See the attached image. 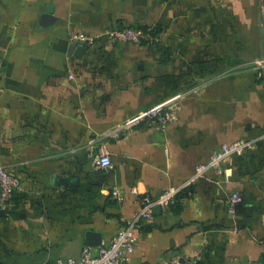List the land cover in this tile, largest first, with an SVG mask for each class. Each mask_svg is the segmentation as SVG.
Wrapping results in <instances>:
<instances>
[{
	"label": "crops",
	"instance_id": "0c3cea01",
	"mask_svg": "<svg viewBox=\"0 0 264 264\" xmlns=\"http://www.w3.org/2000/svg\"><path fill=\"white\" fill-rule=\"evenodd\" d=\"M126 27L158 33L140 44L103 35ZM74 32L95 43L79 53ZM260 59L264 0H0V166L21 182L0 216V264L78 261L89 234L107 243L143 196L170 187L182 190L137 229L129 264H264ZM183 92L165 128L115 132ZM240 139L257 143L192 180ZM101 147L107 171L93 166Z\"/></svg>",
	"mask_w": 264,
	"mask_h": 264
},
{
	"label": "built area",
	"instance_id": "2783aa9c",
	"mask_svg": "<svg viewBox=\"0 0 264 264\" xmlns=\"http://www.w3.org/2000/svg\"><path fill=\"white\" fill-rule=\"evenodd\" d=\"M113 42L126 41L140 44L148 35L137 28H115L107 29L104 34ZM70 40L75 46H92L96 37L85 33H71ZM256 69L259 73L264 68V59L256 61ZM2 88L0 86V93ZM187 92L179 93L166 101L147 108L133 117L121 123L115 132L128 131L142 123L155 124L160 128H165L167 124L178 119L180 102L187 95ZM257 139H240L233 143H226L216 149L209 160L197 166L192 180L203 177L208 171L214 170L221 172L226 159L232 154H243L247 150L256 146ZM93 166L99 170H108L112 165V160L108 151L101 147L97 154L93 153ZM21 189V182L18 177L11 174L4 166H0V208L6 212H11L14 208L15 193ZM182 188L170 187L153 199L145 195L141 199V206L137 214L127 222L124 229L118 232L107 243L99 246L85 245L82 249L78 261L69 259H59L56 264H129L132 253L135 250L138 240L137 229L141 227L144 220L152 221L154 219V208L160 206L167 208L174 203ZM114 195L121 197L120 191L114 189ZM242 202V195L239 192L232 193L229 200V207L232 211ZM173 264H182L177 258L172 259ZM33 264H46L44 262H35ZM184 264H200L199 259H189Z\"/></svg>",
	"mask_w": 264,
	"mask_h": 264
},
{
	"label": "water",
	"instance_id": "95a60500",
	"mask_svg": "<svg viewBox=\"0 0 264 264\" xmlns=\"http://www.w3.org/2000/svg\"><path fill=\"white\" fill-rule=\"evenodd\" d=\"M51 16H52L51 14H46L45 15V18L46 19L52 18ZM87 49H88L87 46L81 45V46L78 47V52L79 53H82V52H85ZM161 210H162V208L160 206H156L154 208V214L160 213ZM5 215H7L6 211H4L3 209L0 208V216H5ZM88 242L92 246H99V245L102 244L101 238L100 237L97 238V235H95L94 233L89 234V236H88Z\"/></svg>",
	"mask_w": 264,
	"mask_h": 264
},
{
	"label": "trees",
	"instance_id": "16d2710c",
	"mask_svg": "<svg viewBox=\"0 0 264 264\" xmlns=\"http://www.w3.org/2000/svg\"><path fill=\"white\" fill-rule=\"evenodd\" d=\"M137 29L143 30L148 36H155L158 33L157 30L149 29V28H137ZM143 41H145V39Z\"/></svg>",
	"mask_w": 264,
	"mask_h": 264
}]
</instances>
